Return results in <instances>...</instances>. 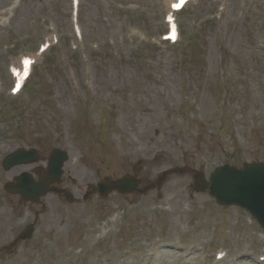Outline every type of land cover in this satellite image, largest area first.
<instances>
[{
  "label": "rangeland",
  "instance_id": "rangeland-1",
  "mask_svg": "<svg viewBox=\"0 0 264 264\" xmlns=\"http://www.w3.org/2000/svg\"><path fill=\"white\" fill-rule=\"evenodd\" d=\"M78 1L79 39L71 0H0V218L9 215L12 234L31 221L27 205L1 189L14 174L3 161L19 149L41 156L26 171L46 170L54 150L67 153L60 181L74 179L66 170L75 165L81 191L97 177L133 175L137 164L135 175L152 181L169 170L208 178L228 162L264 163V0H194L176 16L183 31L175 47L161 41L168 0ZM46 40L52 47L13 98L9 67ZM191 183L174 174L159 191L81 207L47 196L32 257L18 262L218 264L215 253L225 250L219 264H264V235L247 213L217 208ZM197 219L209 225L193 230ZM164 232L167 242L148 257L141 245L153 234L164 241Z\"/></svg>",
  "mask_w": 264,
  "mask_h": 264
},
{
  "label": "water",
  "instance_id": "water-1",
  "mask_svg": "<svg viewBox=\"0 0 264 264\" xmlns=\"http://www.w3.org/2000/svg\"><path fill=\"white\" fill-rule=\"evenodd\" d=\"M35 157L37 156L34 150L15 151L4 161L3 168L9 169L15 165L32 163L30 159L35 161ZM65 161V153L52 151L46 176L39 177V183L23 182L22 177L17 185H11L8 190L13 194H19L23 201L36 203L41 196L51 191L49 186L60 178ZM135 186L136 184L127 178L117 182L104 179L99 189L101 196L104 197L112 191L129 194L134 191ZM202 186L203 189L206 187L204 183ZM209 192L224 206L237 205L246 209L264 227V166H253L244 171H235L227 166L216 170L210 179Z\"/></svg>",
  "mask_w": 264,
  "mask_h": 264
},
{
  "label": "flooded vegetation",
  "instance_id": "flooded-vegetation-1",
  "mask_svg": "<svg viewBox=\"0 0 264 264\" xmlns=\"http://www.w3.org/2000/svg\"><path fill=\"white\" fill-rule=\"evenodd\" d=\"M40 157L41 156H39V158ZM47 160H48V157H47ZM20 168L21 167H15V168L7 171V173H10V174L14 173L12 175L11 179L9 180V182L16 183L15 179L21 173H24V172L27 173V174H30L32 177H35L34 172H39V173L42 172L41 168H36L34 170H31V171H29V170H27V171L26 170H20ZM67 172H68V176H70L72 174L74 176V179L63 180V182L61 180L60 183L55 186V191L54 192H55V195L57 197H59V198H61V197L63 198V196L65 195V192H66V189H67V184H68L67 181H69V188H71V189H76V184L79 181L78 180V173H77L78 170L77 169L74 170V168L70 167L69 170H67ZM137 179L140 180L139 177H137ZM1 189H2V187H1ZM2 192H3V194L5 196H9V194L5 193L3 190H2ZM13 196L15 197V195H13ZM16 207H21V209H22L23 206H19L18 205ZM25 207L27 208V211L25 209H23V210H25V214L24 215L26 216V218L28 216H30L29 218H31L32 222H36V224H39L38 221H39L41 215L38 213V210H37L38 207H34L33 205H27ZM22 214L23 213L20 211L19 212V216L22 215ZM8 216L9 215L7 214V216H6V218L4 220L2 218H0L1 220H3V222L0 223V226H1V228H0V242H4V241H6L8 239L9 240L7 241V243L13 242L15 240V238L17 237V235L19 234V231H20L19 230V231L13 233V234L10 232V226H11L10 222H13V221H10ZM19 216L17 217V219L19 218ZM14 222H16V221H14ZM4 230H6V234H8V235H6V236L4 235ZM14 246H15L14 248L9 249L7 252H4V253L0 252V264H5L4 263L5 260H10L11 257H16L19 254L22 255L26 259V257H25L26 253H28V251L31 250V247L29 246L28 242L18 243V244L14 245Z\"/></svg>",
  "mask_w": 264,
  "mask_h": 264
},
{
  "label": "snow or ice",
  "instance_id": "snow-or-ice-1",
  "mask_svg": "<svg viewBox=\"0 0 264 264\" xmlns=\"http://www.w3.org/2000/svg\"><path fill=\"white\" fill-rule=\"evenodd\" d=\"M175 6H176V5H174V7H175ZM29 63H30V61L27 60V59L24 61L25 66H27ZM18 90H19V85L17 86V88H14V89H13L14 92H15V91H18Z\"/></svg>",
  "mask_w": 264,
  "mask_h": 264
}]
</instances>
